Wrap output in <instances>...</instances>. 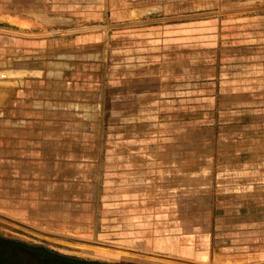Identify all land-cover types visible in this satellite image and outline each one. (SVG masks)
<instances>
[{
  "label": "rangeland",
  "instance_id": "1",
  "mask_svg": "<svg viewBox=\"0 0 264 264\" xmlns=\"http://www.w3.org/2000/svg\"><path fill=\"white\" fill-rule=\"evenodd\" d=\"M0 264H264V0H0Z\"/></svg>",
  "mask_w": 264,
  "mask_h": 264
}]
</instances>
